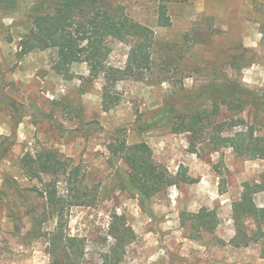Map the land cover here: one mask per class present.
Listing matches in <instances>:
<instances>
[{
    "label": "rangeland",
    "instance_id": "rangeland-1",
    "mask_svg": "<svg viewBox=\"0 0 264 264\" xmlns=\"http://www.w3.org/2000/svg\"><path fill=\"white\" fill-rule=\"evenodd\" d=\"M38 1L0 8V264H56L45 232L61 221L84 240L81 264H264V239L238 243L233 219L246 181L262 184L255 199L264 204V158L239 157L231 147L216 150L210 143L216 129L226 135L254 126L264 135V113L221 100L216 110L211 102L204 106L215 112L193 132L140 130L168 100L212 78L264 96V0H175L169 3L170 26L158 23L160 0H113L153 28L156 38L150 73L116 82L112 94L119 101L108 111L105 72L92 76L85 62L59 69L55 48L22 51L27 14ZM131 45L112 42L105 69L125 67ZM117 134L129 143L146 141L156 161L173 174L186 167L196 182L151 192L153 212L144 211L138 196L124 188L120 170L129 172L128 165L110 159L108 145ZM48 150L57 151L66 167L45 175L65 200L55 214L38 190L41 182L20 167L26 153L39 158ZM202 206L215 209L220 223L214 232L195 234L182 213ZM123 222L131 235L124 252L116 249L111 229ZM246 224L250 231L256 227L251 217Z\"/></svg>",
    "mask_w": 264,
    "mask_h": 264
},
{
    "label": "trees",
    "instance_id": "trees-1",
    "mask_svg": "<svg viewBox=\"0 0 264 264\" xmlns=\"http://www.w3.org/2000/svg\"><path fill=\"white\" fill-rule=\"evenodd\" d=\"M19 1L0 0V8L17 7ZM173 1L175 0H160L157 7L159 25H171L169 3ZM27 18L30 28L20 42L24 53L55 48L60 56L56 65L59 69L69 68L75 62H85L92 76L105 72V111L119 101V97L112 94L116 82L144 78L152 69L156 38L154 29L129 16L124 7L113 0H39L29 10ZM116 40L131 42L128 60L125 67L109 66L106 70V59L112 42ZM242 56L245 57L246 54L243 53ZM239 58L241 55H238L237 60ZM240 66L242 67L241 64ZM221 100H228L235 107L250 105L257 113H264V96L238 82L212 78L198 89L186 91L174 100H168L141 123L144 128L140 130L143 132L156 127L172 126L176 131L193 132L197 126L201 127L212 117ZM208 102H211L213 111L204 107ZM210 143L216 150L231 147L239 157L264 158V135L256 134L254 126L226 135L216 129ZM108 149L114 165L119 166L120 161H125L128 165L129 172L120 170L124 188L138 196L140 206L146 212H153L151 192L166 191L180 182H196L187 174L186 167L173 174L163 163L156 161L152 147L146 141L129 143L125 136L117 134L112 138ZM64 163L58 152L53 150L42 152L39 158L28 152L20 162L21 169L28 177L41 182L43 188L38 187V190L50 201L53 214L65 209L64 204L61 205L65 200L59 193L57 182L47 180L45 175H59L63 168L66 169ZM243 186L242 196L233 203V219L237 225L238 243L248 245L264 239V204L259 205L255 199L262 188L261 183L246 181ZM247 217H251L256 226L251 231L246 224ZM115 218L123 219L118 214ZM182 220L190 221L195 234L214 232L220 223L217 211L207 206H202L197 212L182 213ZM64 223L61 221L54 230L45 232L49 253L56 264H81L86 256L84 240L69 233ZM115 226L113 223L111 227L117 239L115 247L124 252L130 241V231L125 222ZM117 261H120V257Z\"/></svg>",
    "mask_w": 264,
    "mask_h": 264
}]
</instances>
